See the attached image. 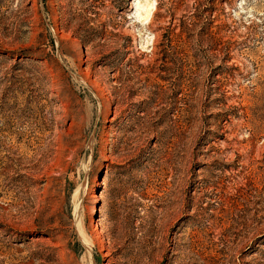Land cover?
<instances>
[{
    "label": "rangeland",
    "instance_id": "rangeland-1",
    "mask_svg": "<svg viewBox=\"0 0 264 264\" xmlns=\"http://www.w3.org/2000/svg\"><path fill=\"white\" fill-rule=\"evenodd\" d=\"M151 2L0 0V264H264V0Z\"/></svg>",
    "mask_w": 264,
    "mask_h": 264
},
{
    "label": "bare ground",
    "instance_id": "bare-ground-1",
    "mask_svg": "<svg viewBox=\"0 0 264 264\" xmlns=\"http://www.w3.org/2000/svg\"><path fill=\"white\" fill-rule=\"evenodd\" d=\"M136 6V3H132L131 4V7H135ZM154 10V5L153 3H149L148 6H147V9H146V12L145 14L142 16V22L144 21V23L148 22L151 14H152V11Z\"/></svg>",
    "mask_w": 264,
    "mask_h": 264
},
{
    "label": "clouds",
    "instance_id": "clouds-1",
    "mask_svg": "<svg viewBox=\"0 0 264 264\" xmlns=\"http://www.w3.org/2000/svg\"><path fill=\"white\" fill-rule=\"evenodd\" d=\"M155 4V0H153V5Z\"/></svg>",
    "mask_w": 264,
    "mask_h": 264
}]
</instances>
